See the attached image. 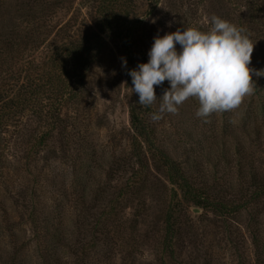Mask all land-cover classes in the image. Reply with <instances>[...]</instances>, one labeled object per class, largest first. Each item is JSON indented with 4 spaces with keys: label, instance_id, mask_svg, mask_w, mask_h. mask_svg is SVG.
Instances as JSON below:
<instances>
[{
    "label": "rangeland",
    "instance_id": "374dc122",
    "mask_svg": "<svg viewBox=\"0 0 264 264\" xmlns=\"http://www.w3.org/2000/svg\"><path fill=\"white\" fill-rule=\"evenodd\" d=\"M85 1L0 0V44L26 35L27 20L43 25L37 46L30 37L18 52L19 61L38 71L52 55L48 47L81 40L77 30L85 32L82 23L90 12ZM133 1L138 19L144 18L137 26L147 46L177 29L206 32L213 14L262 30L260 21L247 25L242 18L250 5V15L264 14V0ZM252 42L249 67L264 70V36ZM83 67L85 88L58 106L62 122L45 143V124L31 111L0 126V264H264V192L253 197L246 188L253 173L264 179V75H253L257 88L238 108L213 113L207 123L195 116L194 98L157 122L150 116L159 100L144 114L154 144L180 164L189 186L227 203L229 209L218 213L190 204L192 196L169 183L158 155L152 160L148 152L145 159L139 156L146 165L134 193L117 195L132 164L137 167L134 149L143 146L129 131L128 103L139 96L133 86L120 84L116 91L109 84L108 74L121 68L110 40ZM166 88L167 80L156 86L158 99ZM63 126L67 131L61 134ZM118 159L126 169L115 165ZM112 166L117 170L109 178ZM99 188V200L92 201ZM171 201L178 204V227L169 243L162 229Z\"/></svg>",
    "mask_w": 264,
    "mask_h": 264
},
{
    "label": "trees",
    "instance_id": "16d2710c",
    "mask_svg": "<svg viewBox=\"0 0 264 264\" xmlns=\"http://www.w3.org/2000/svg\"><path fill=\"white\" fill-rule=\"evenodd\" d=\"M85 4H89L90 12H88L82 23L86 27L85 32L82 29L77 30L81 40L77 42L71 41L67 45L57 46L54 44L52 47H48L51 50L53 49L52 55L49 56V59L47 58V62L43 64V67L34 73L31 72V65L28 66L19 61L18 52L27 47L24 46L30 37L36 38L34 40L36 43L33 46H37V34L44 30V28H41L44 27L43 25L37 26L35 24L36 27H33L31 20H27L31 26L24 24L27 27L22 28L27 31L26 35L22 36L21 34V37L19 35L20 40H14L12 36H8L3 41V44H0V73L4 72L0 85L7 88L4 92H0V126L4 125L8 119L13 120L25 115L27 111H31V114L45 124L46 129L40 137L41 141L45 143L51 131L62 122L58 106L69 98L74 100L77 95H80V90L85 88L80 71L84 68L83 65L86 64L88 56L94 55L99 48H102L106 40H110L115 44L121 65L118 72L108 74L107 80L109 84L116 91L120 90V84L121 87L125 88L133 86L127 71L136 68L139 63H147L149 59L148 51L151 48V43L150 45L148 43L149 46L143 43L147 40L145 38L143 40L144 33L138 29L137 23L141 19H138L137 14L133 11L132 6L133 4L135 5V1L86 0ZM251 10L254 11V7L250 5L247 16L242 18V22L247 20L246 23L248 25L260 21L262 30L259 29L260 27L250 29L242 26V28L246 29V34L253 41L257 37L264 36V14H259L255 11L254 15H250ZM33 18L32 20H35L36 16ZM39 29L42 30L39 31ZM33 46L29 45L32 48ZM142 46L147 48L142 49ZM121 57L126 59V67L123 66ZM17 64H19L18 67L20 68L16 67ZM124 82H127V85ZM154 90L157 96L156 86H154ZM138 101L139 97L138 100L128 103L129 131L131 132L132 141H137L140 146L143 145L145 147L133 148L135 150L133 158L136 160L137 167L132 164L131 171L124 178L123 186L120 187L117 195L126 194L127 192L134 193L133 187L138 179L137 175L142 172L146 165L145 160L141 162L139 156L145 159L148 152L152 160L155 155H158L157 157L162 161L165 179L169 183L177 185V188L187 198L192 196L189 201L190 204L205 211L213 208L215 212L223 213L228 210L227 203L223 202L222 199L208 198L204 188L194 189L190 187L180 164L173 161L170 156L154 144L149 124L144 117L145 112L150 110L151 106L143 107L139 105ZM65 131H67L66 126L60 128L61 134ZM71 136H75V134L73 133ZM77 136H79L78 133ZM73 144L76 143L74 142ZM86 155L90 154L86 153ZM121 161V159L115 160V165L126 169V163ZM127 167L129 168L128 165ZM116 170L117 167L112 166L108 171V177H112ZM250 180L251 183L246 186L247 190L251 192V196L259 197L264 192V179L255 172L252 177L250 176ZM102 191L103 188L97 189L92 196V201L96 202L99 200ZM174 194H176L175 190L171 200H175ZM117 197L115 196L114 199H117ZM177 206L178 204L175 206L171 201L164 209L162 232L169 243L173 241L178 227L177 216L174 213Z\"/></svg>",
    "mask_w": 264,
    "mask_h": 264
},
{
    "label": "clouds",
    "instance_id": "9594fccd",
    "mask_svg": "<svg viewBox=\"0 0 264 264\" xmlns=\"http://www.w3.org/2000/svg\"><path fill=\"white\" fill-rule=\"evenodd\" d=\"M210 24L206 32L185 28L162 37L157 35L148 51L147 63L127 71L139 105L150 107L160 101L158 110L150 116L153 122L165 114H178L179 106L194 98L199 104L195 116L207 123L211 114L236 109L246 96L254 94L257 87L252 77L264 75V70L249 67L254 43L246 29L215 14L210 17ZM121 60L126 67V59ZM166 80L170 88L164 89L158 99L154 86H161Z\"/></svg>",
    "mask_w": 264,
    "mask_h": 264
}]
</instances>
